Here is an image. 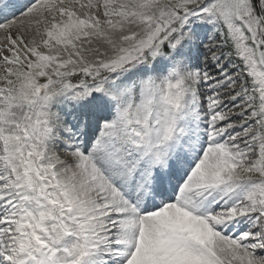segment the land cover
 Instances as JSON below:
<instances>
[{"label":"snow or ice","instance_id":"1","mask_svg":"<svg viewBox=\"0 0 264 264\" xmlns=\"http://www.w3.org/2000/svg\"><path fill=\"white\" fill-rule=\"evenodd\" d=\"M0 264H264V0H0Z\"/></svg>","mask_w":264,"mask_h":264}]
</instances>
